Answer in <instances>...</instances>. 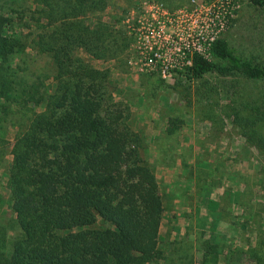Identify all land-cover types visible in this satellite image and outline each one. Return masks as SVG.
Instances as JSON below:
<instances>
[{"label":"trees","instance_id":"1","mask_svg":"<svg viewBox=\"0 0 264 264\" xmlns=\"http://www.w3.org/2000/svg\"><path fill=\"white\" fill-rule=\"evenodd\" d=\"M32 1L37 31L28 41L18 32V10L0 3V145L5 123L16 129L3 171L7 201L0 195V264H140L157 243L158 187L127 138L104 127L98 110L105 91L78 54H107L113 30L100 15L109 0ZM250 1L264 8V0ZM210 52L215 60L194 55L179 72L187 82L217 71L264 84L259 56L243 58L221 37ZM38 58L46 59L42 66ZM36 93L42 111L19 107ZM243 106L249 114L240 133L264 150V96Z\"/></svg>","mask_w":264,"mask_h":264},{"label":"rangeland","instance_id":"2","mask_svg":"<svg viewBox=\"0 0 264 264\" xmlns=\"http://www.w3.org/2000/svg\"><path fill=\"white\" fill-rule=\"evenodd\" d=\"M31 1L0 0L18 10V32L27 41L37 31V13ZM143 1L109 0L99 14L100 20L113 30L106 37L110 47L107 54L90 56L78 51L94 69L88 71L93 84L105 91L98 110L110 126L104 127L116 137L127 138V148L137 156L138 166L153 171L158 187L163 217L155 251L138 261L230 264L227 254H234L238 264H264V150L243 137L239 124L244 125L241 117L249 114L243 105L262 99L264 84L217 71L192 82L178 71H140L138 66L144 59L138 54L148 42L137 41L135 34L128 31L127 21L135 24L140 11L148 14L155 10L142 7ZM152 1L171 9L189 7L191 2ZM237 2L233 17L218 37L226 39L243 58L256 55L264 59V8L250 0ZM27 52L33 55L29 49ZM208 57L216 59L210 54ZM45 61L38 58L35 65L42 66ZM44 105L38 93L26 94L19 103L31 114L42 111ZM4 127L0 195L7 201L3 171L11 163L8 152L16 129L6 123ZM7 208L8 204L4 209ZM220 216L222 241L227 245H221V234L214 232L217 220L222 221Z\"/></svg>","mask_w":264,"mask_h":264},{"label":"built area","instance_id":"3","mask_svg":"<svg viewBox=\"0 0 264 264\" xmlns=\"http://www.w3.org/2000/svg\"><path fill=\"white\" fill-rule=\"evenodd\" d=\"M143 2L142 7L155 10L148 14L140 11L135 24L127 21L128 31L136 40L148 42L139 51L138 57L144 60L138 69L162 74L182 71L194 55L209 58L212 42L228 26L238 7L237 0H191L189 7L177 9L162 2Z\"/></svg>","mask_w":264,"mask_h":264},{"label":"crops","instance_id":"4","mask_svg":"<svg viewBox=\"0 0 264 264\" xmlns=\"http://www.w3.org/2000/svg\"><path fill=\"white\" fill-rule=\"evenodd\" d=\"M220 219H222V216H220ZM223 222V219H222V221H220V220H217V223H216V225H215V228H214V232L216 233V234H221V245H222V243L223 244H225V242L224 241H222V238H223V233H224V228H223V226L221 225V223ZM227 223H228V221H226ZM225 245H227V244H225ZM224 248V247H223ZM225 253V252H224ZM227 254V253H226ZM228 255V257H229V259H231L230 260V264H238L239 263V259L238 258H236V257H234V254H232V255H229V254H227ZM224 257V256H223ZM221 260V258L219 257V261ZM218 261V262H219Z\"/></svg>","mask_w":264,"mask_h":264}]
</instances>
